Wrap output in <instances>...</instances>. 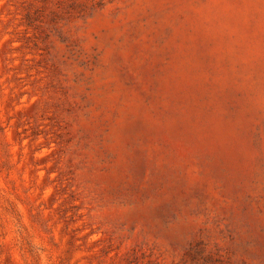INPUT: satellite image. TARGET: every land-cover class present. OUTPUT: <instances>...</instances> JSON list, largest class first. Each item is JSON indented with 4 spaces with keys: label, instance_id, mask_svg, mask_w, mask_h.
<instances>
[{
    "label": "rangeland",
    "instance_id": "1",
    "mask_svg": "<svg viewBox=\"0 0 264 264\" xmlns=\"http://www.w3.org/2000/svg\"><path fill=\"white\" fill-rule=\"evenodd\" d=\"M0 264H264V0H0Z\"/></svg>",
    "mask_w": 264,
    "mask_h": 264
}]
</instances>
